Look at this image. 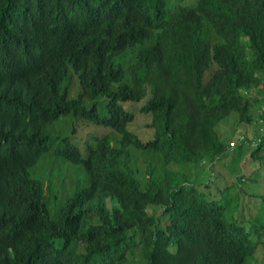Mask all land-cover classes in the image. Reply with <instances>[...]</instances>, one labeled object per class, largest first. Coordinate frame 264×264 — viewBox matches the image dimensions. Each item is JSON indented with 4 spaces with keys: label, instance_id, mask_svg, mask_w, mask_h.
Instances as JSON below:
<instances>
[{
    "label": "trees",
    "instance_id": "16d2710c",
    "mask_svg": "<svg viewBox=\"0 0 264 264\" xmlns=\"http://www.w3.org/2000/svg\"><path fill=\"white\" fill-rule=\"evenodd\" d=\"M33 36L48 42L46 58L32 57ZM70 69L79 93L68 99ZM145 96L140 112L153 114L157 137L142 149L121 104ZM57 102L61 115L52 114ZM263 103L264 0H0V264H264L253 260L256 242L214 201L229 189L212 197L201 183L198 191L184 166L241 161L244 147H229L237 134L226 138L218 126L235 115L247 133ZM66 116L118 136L91 138L101 163L51 218V187L26 166L52 140L24 154L20 135ZM261 151L264 139L248 162L260 169L248 165L237 184L264 173ZM54 156L76 163L70 145Z\"/></svg>",
    "mask_w": 264,
    "mask_h": 264
},
{
    "label": "rangeland",
    "instance_id": "374dc122",
    "mask_svg": "<svg viewBox=\"0 0 264 264\" xmlns=\"http://www.w3.org/2000/svg\"><path fill=\"white\" fill-rule=\"evenodd\" d=\"M78 91L79 87L77 85V81L74 77H72L70 81L69 94L72 97L75 96ZM146 100L147 96H145L143 101L140 103L124 104V108L135 115L134 122H132V124L128 127V130H132V132L143 141H147L151 138V130L146 128V125L152 121V114L145 115L140 112V109ZM102 102L101 98L94 101L101 116H105L103 105L101 106ZM91 104L92 103L90 102L89 104H86V106L89 107ZM235 120V115H230L227 119L220 123L217 130L220 128L222 133L225 134V137L229 138L232 134V127ZM91 126L82 124V122H79V119H75L72 116H67L61 117L58 121L48 126L46 129L47 133L53 140V145L49 152L40 158L37 166L30 171V176L38 182H51V195L47 200L51 218L54 217L59 206L66 202L77 189L79 190V188L81 189L85 187V178L81 169L77 166L59 161L55 158L54 152L60 147V141L64 138H68L72 144H74L73 140H77L76 143L82 147L83 141L90 134L96 136L109 134L108 131L100 130ZM76 127L77 133L74 135L73 130L75 131ZM256 128V125L248 127V129L252 131L253 135L256 132ZM240 129L243 130L241 127ZM240 129L238 128L241 132ZM75 136L77 138H74ZM249 160H251L250 155L243 158L242 161H238L234 164H230V159H223L210 167L213 168L217 166L213 169L199 167L192 169L189 178L196 189L197 185L201 183L210 187L212 197H215L217 189L218 193L229 189V195H218L215 197L216 200L214 201L218 202L219 205L224 206V213L227 219H230L236 222V224L244 227L247 233H249V238L252 243L256 242L257 238L261 234L262 238H260V242L256 245L253 260L262 262L264 261V198H262L264 197V173L261 175L259 173L255 178H252V181L255 182L245 181L239 184H237L238 178L235 176L243 175L244 179H246L245 173H248L249 176L248 165L253 166V171L260 169L259 164L254 163L253 165V163H248ZM49 165L54 167L52 174L48 171ZM137 166L138 165H136V168H138ZM171 169H175V166H171ZM186 169L188 172L187 167ZM137 176L142 181L146 177V171L138 170ZM203 195L207 197L205 193H203ZM109 205L110 203H108V206ZM152 210L153 209H150V212H152ZM159 214H161V210H157L156 215ZM165 224H167L166 219L162 218L161 227L164 228ZM261 224H263V227L259 230L258 226ZM139 257L140 254L138 252L134 259H138Z\"/></svg>",
    "mask_w": 264,
    "mask_h": 264
},
{
    "label": "clouds",
    "instance_id": "9594fccd",
    "mask_svg": "<svg viewBox=\"0 0 264 264\" xmlns=\"http://www.w3.org/2000/svg\"><path fill=\"white\" fill-rule=\"evenodd\" d=\"M31 41L35 44V47H36V52L33 51V54H31L32 57L37 58V59H44V58H46L47 57L46 55L50 53V51L48 50V47H47L48 42L44 38H38L36 36H33L32 39H31ZM37 53L39 54L38 56H37ZM26 59H27L26 56H20V58H19V63H20V66H21L22 69H23V67L25 65ZM67 65L70 66V67L76 66V65H72V64H67ZM20 72L21 71L13 70L11 76L14 77L15 75H17ZM72 77H74L76 79L77 85L79 84L78 76L75 74V72H73V70L70 69L69 75H68V78H67V80L69 81V89H70V81H71ZM39 87H40V84H38L37 89H39ZM78 87H79V85H78ZM47 88H48V90H51L49 86ZM243 92L245 94H248V96H253V102H255V101L257 102L258 101V98H259L258 93L252 92L251 90H249V91H243ZM78 93H79V91H78ZM78 93L75 96H72L71 97L70 94H69V91H68V94H66V95H67V98L68 99H71V98H75L78 95ZM126 103H134V102H126ZM126 103H122L121 104L122 108L125 111H127L124 108V104H126ZM255 105H254L253 123L250 124L248 127H252V125H256V127H257L256 128V132L258 133V136H254L252 134V131L249 130V129H248V132L247 133H245L244 130H241L239 124H237L238 117H236L235 123L233 124V127H232V130L235 131V133L237 134V137L236 138H232L234 140H232L231 143L229 142V147H231L233 149L236 146H238L239 144L242 145L244 147V151H245V152L242 153V157L244 155L245 156H249L250 155V157H251L253 151L258 148V146L263 142V139H264V118H263V116H264V103L259 107V109L257 110V112L255 111ZM55 112H58L59 115H61L64 112L63 107L61 106V104L58 103V107L56 108V110L52 111V114L55 113ZM127 112H129V111H127ZM129 114L132 115V117H133L132 118V120H133L132 122H134L135 115L132 112H129ZM150 114H152V113H150ZM101 117H104V116H101ZM153 120H154V116L152 114V121L149 124L146 125V128H148L149 130H151V138L149 140H147V141L141 140L140 138H138V136L135 133L132 132V130H130V131L128 130V127L132 124V122H130L127 125V127H126L127 130L130 132V134H132L141 143L142 149H144V146H147V145H149V143L155 141V139L157 137V130H156V127L153 125ZM79 122H82V124H86V125H89V126L94 125V126H91V127H94V128H97V129H100V130H104V131H108L109 132V134L104 135V136H96V135H93V134L88 135V137L83 141L82 147H80L76 143L77 140H75V141L73 140V143L74 144H72L69 141L68 138H64L65 140L60 142V147L58 149H60L61 147L66 146V145H70V148L73 151V155H74L75 161H76V163H74L71 160H68L67 159L66 161H62V162H65L67 164H71V165H74V166L79 167V169H81V171L83 172V175H84V174H86V172L93 171L94 167L97 166V165H99L101 163L100 154L95 149H93L90 146L91 138H93V137H95V138H105L107 136L110 137L111 135H116V136H118V135L116 133H114V130L111 129V128H107V127L95 125V124H92L90 122H84L82 120H79ZM95 126H97V127H95ZM237 126L241 130V132L237 129ZM29 127H33V126L32 125H25L24 128H23V130H22V134L20 135L22 137V139L24 141L28 142V144H29V146L26 149V152L24 154H33V155H36V153L41 149L42 143H43L44 139L45 138H51V137L49 136V134L47 133V130H46L48 126L44 130L39 129L35 133H30ZM98 127H101V128H98ZM76 133H77V127H76V130L75 131L73 130V134L76 135ZM152 133H153V137H152ZM74 138H77V137L75 136ZM232 142L234 143V145L232 144ZM52 145H53V140H52V143L49 142L48 147L50 148V147H52ZM131 152L133 154L142 155L140 151H137V150H135L133 148L131 149ZM261 153H262V155H264V152L263 151H261ZM241 158H240V160L242 161L243 158L242 159ZM225 159H230V157H226ZM39 160L37 161L36 164L34 163V160H33L32 162H30L28 164V166H26V168H30L29 171H28L29 173H30V171H32L37 166ZM222 160H223V158H220L219 159V161H222ZM219 161L216 160L215 162L210 163V162H208L206 160H202L198 165H194V163H192V162H187V164H184V166L188 168L187 175L189 176L191 174V170L192 169H195V168H198V167L199 168L213 169V168H215L217 166H215L213 168H210V167L213 166L216 162H219ZM253 163H257V162H254L253 161ZM176 169H177V166H175V169L174 170H176ZM261 171H264V169L261 170ZM193 173H194V171H193ZM136 175H137V173H136ZM235 176L237 178H239L242 175L241 176L235 175ZM33 181L35 182L36 180L33 179ZM36 183H38V184H40L42 186L44 185V190L45 191H46V189H48V187H47L48 184H49V187H51V182L50 181H43V182L36 181ZM85 185H86V181H85ZM247 234L249 236V233H247ZM258 242H260V235H259V237L256 240V245H257Z\"/></svg>",
    "mask_w": 264,
    "mask_h": 264
}]
</instances>
